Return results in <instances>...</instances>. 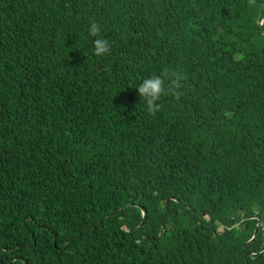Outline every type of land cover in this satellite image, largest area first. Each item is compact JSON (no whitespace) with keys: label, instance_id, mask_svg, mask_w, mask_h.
Returning a JSON list of instances; mask_svg holds the SVG:
<instances>
[{"label":"trees","instance_id":"16d2710c","mask_svg":"<svg viewBox=\"0 0 264 264\" xmlns=\"http://www.w3.org/2000/svg\"><path fill=\"white\" fill-rule=\"evenodd\" d=\"M263 17L0 0V264H264ZM165 70L180 95L151 115L137 85Z\"/></svg>","mask_w":264,"mask_h":264},{"label":"clouds","instance_id":"9594fccd","mask_svg":"<svg viewBox=\"0 0 264 264\" xmlns=\"http://www.w3.org/2000/svg\"><path fill=\"white\" fill-rule=\"evenodd\" d=\"M254 3L255 0H250ZM88 35L95 37L93 40V53L98 57L106 56L111 51V45L109 41L101 34V27L98 23H91L88 28ZM183 74L180 72L170 73L165 70L161 74L149 75L137 85L138 93L144 102L145 109L149 114L155 115L161 108V105L157 101L161 100L163 96L169 93L179 98L180 93L177 91L182 87L181 80ZM168 80V86H165V82Z\"/></svg>","mask_w":264,"mask_h":264},{"label":"rangeland","instance_id":"374dc122","mask_svg":"<svg viewBox=\"0 0 264 264\" xmlns=\"http://www.w3.org/2000/svg\"><path fill=\"white\" fill-rule=\"evenodd\" d=\"M253 216H255V217H257V218H258V215H257V214H255V215H251V217H253Z\"/></svg>","mask_w":264,"mask_h":264},{"label":"water","instance_id":"95a60500","mask_svg":"<svg viewBox=\"0 0 264 264\" xmlns=\"http://www.w3.org/2000/svg\"><path fill=\"white\" fill-rule=\"evenodd\" d=\"M263 18H264V17H263ZM104 217H105V216H103L102 218H104ZM99 221H101V219H100V220H98V222H99Z\"/></svg>","mask_w":264,"mask_h":264}]
</instances>
